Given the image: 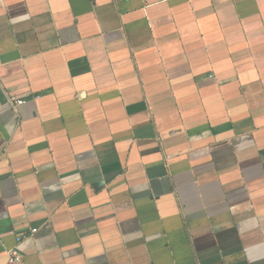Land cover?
Returning <instances> with one entry per match:
<instances>
[{
	"label": "crops",
	"instance_id": "crops-1",
	"mask_svg": "<svg viewBox=\"0 0 264 264\" xmlns=\"http://www.w3.org/2000/svg\"><path fill=\"white\" fill-rule=\"evenodd\" d=\"M31 229L22 264H264V0H0V264Z\"/></svg>",
	"mask_w": 264,
	"mask_h": 264
},
{
	"label": "built area",
	"instance_id": "built-area-1",
	"mask_svg": "<svg viewBox=\"0 0 264 264\" xmlns=\"http://www.w3.org/2000/svg\"><path fill=\"white\" fill-rule=\"evenodd\" d=\"M90 2H94L95 0H88ZM25 104L23 100H15L12 101V106L16 109L19 106ZM36 229H31L30 232L27 234L19 235L16 237L15 245L13 248L6 252V262L4 264H22L23 262V255L20 250V245L24 240L30 239L36 233Z\"/></svg>",
	"mask_w": 264,
	"mask_h": 264
}]
</instances>
